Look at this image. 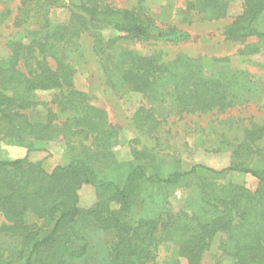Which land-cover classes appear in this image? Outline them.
<instances>
[{
	"label": "trees",
	"instance_id": "obj_1",
	"mask_svg": "<svg viewBox=\"0 0 264 264\" xmlns=\"http://www.w3.org/2000/svg\"><path fill=\"white\" fill-rule=\"evenodd\" d=\"M144 1L119 8L104 0H19L15 26L37 20L38 30L26 33L27 42L9 40V54L0 60V142L27 150L22 159L0 158V234L11 239L0 264H100L90 255L92 231L113 237L100 259L106 264H150L162 243L175 248L163 264H200L215 243L231 264H264V155L258 149L264 125H251L241 140L227 142L231 161L221 170L203 165L183 170L178 160L166 169L147 149H131V161L119 171L112 151L117 131L105 110L74 86L75 69L67 58L87 37L115 91L126 88L155 106L169 101V108L179 113L224 110L249 99L251 80L229 70L228 59L214 58V70L205 73L200 58L178 55L165 61L162 53L142 55L123 47L125 42L177 45L188 40L175 26L159 28ZM181 1L187 15L212 21L227 16L226 0ZM52 8L66 9L68 18L52 22ZM223 36L232 43L255 39L264 45V0H242L241 13L224 26ZM259 51L251 43L239 55ZM38 92L55 95L48 104L38 103ZM38 106L45 118L32 121L27 112ZM150 113L139 110L135 124L151 122ZM58 139L70 152L65 165L46 173L40 162H28L30 152L44 151L43 144ZM232 174L251 176L258 189L214 182ZM195 175L205 179L197 189L198 206L150 210V203L164 199L167 189L162 188ZM84 185L94 188L95 201L82 209L79 191Z\"/></svg>",
	"mask_w": 264,
	"mask_h": 264
},
{
	"label": "rangeland",
	"instance_id": "obj_2",
	"mask_svg": "<svg viewBox=\"0 0 264 264\" xmlns=\"http://www.w3.org/2000/svg\"><path fill=\"white\" fill-rule=\"evenodd\" d=\"M63 1L67 3V0ZM104 1L115 7L130 8L137 0ZM226 1L228 2L226 18L212 21L195 13L187 15L181 0H145L143 6L159 28L175 26L188 35V40L177 45L125 42L123 47L142 55L162 53L165 61H172L178 55L200 58L205 65V73L214 70L211 63L214 58L228 59L229 70L238 74L244 73L251 80L249 99L231 108L215 109L205 113H179L169 108V101L155 106V103L149 102L146 97L132 93L126 88L115 91L107 84L99 60L90 50V39L87 37L81 39V48L68 56L67 62L75 69L73 77L75 88L86 94L91 104L105 110L118 133L117 143L112 151L116 163L120 166L119 171H125V164L131 161V149H147L156 163L166 169L174 160H178L183 170H189L194 165L221 170L228 167L231 161L227 142L241 140L244 129L250 128L251 125H264V45L255 39H249L245 44L232 43L224 39V26L242 11V0ZM19 6V0H0V60L9 54L6 46L9 40L21 38L23 42H27L26 33L38 30L37 20H32L20 28L15 26ZM68 16L66 9L52 8L48 17L52 22L59 23ZM251 43L257 44L259 53L240 56L239 51ZM54 95L55 92H38L35 93L34 100L48 104ZM141 109H151L150 115L153 118L151 122H143V127L137 126L134 122L135 115ZM27 114L32 121H43L46 115L41 106L28 111ZM43 147L44 151H33L27 155L29 163L40 162L46 173H51L55 167L67 163L70 152L64 140L48 142L43 144ZM258 149L260 154L264 155V141L258 144ZM26 154L25 148L7 146L0 142L1 159H22ZM257 165L260 163L257 162ZM203 176L195 175L162 188L167 189L163 194L164 199L150 203V210L155 214L158 210L169 209L176 212L180 209L195 208L199 205L197 189H200L201 181H205ZM214 182L241 185L244 189H258L257 180L244 174H232ZM79 199V206L82 209L92 205L95 201L94 188L89 185L82 186ZM32 222L30 218L28 223ZM1 224H4V219L0 215V226ZM112 239L111 234L98 231H92L88 236L90 255L97 258L100 264H106L100 259L106 253ZM9 240L11 239H8L7 235L0 234V255L4 256ZM216 244L205 254L200 264H231L229 259L219 255ZM174 253L175 248L172 245L162 243L158 247L156 259L150 264H163L172 258ZM180 264L187 263L181 260Z\"/></svg>",
	"mask_w": 264,
	"mask_h": 264
}]
</instances>
